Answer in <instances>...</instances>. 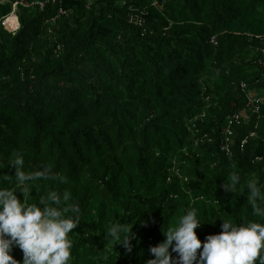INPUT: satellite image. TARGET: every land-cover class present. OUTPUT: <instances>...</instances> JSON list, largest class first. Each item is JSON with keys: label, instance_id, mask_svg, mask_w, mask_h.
Here are the masks:
<instances>
[{"label": "trees", "instance_id": "16d2710c", "mask_svg": "<svg viewBox=\"0 0 264 264\" xmlns=\"http://www.w3.org/2000/svg\"><path fill=\"white\" fill-rule=\"evenodd\" d=\"M44 1L0 0V23L15 3L19 23L15 35L0 27V187H20L17 154L27 173L48 169L24 199L56 192L79 205L73 232H86L71 239L70 264H104L113 222L133 234L113 264L154 258L149 247L190 209L201 241L222 219L264 222L248 191H264V104L246 107L264 90V0H62L50 33L59 4H34ZM131 8L147 9L146 32L127 22ZM242 112L227 156L225 120Z\"/></svg>", "mask_w": 264, "mask_h": 264}, {"label": "clouds", "instance_id": "9594fccd", "mask_svg": "<svg viewBox=\"0 0 264 264\" xmlns=\"http://www.w3.org/2000/svg\"><path fill=\"white\" fill-rule=\"evenodd\" d=\"M23 165V156L17 154L11 166L19 188L0 187V264H70L73 242L69 234L81 223V209L75 203L62 206L56 192L41 197L37 203H26L24 197H30L32 191L28 182L46 178L48 169L27 173ZM239 181L240 176L233 171L230 182L221 187L232 193ZM17 191L23 199L18 198ZM248 191L257 213L264 216L261 186L251 181ZM62 199L67 202L70 197L64 193ZM222 220L221 231L201 241L195 230L203 223L196 209L187 210L175 226L163 232L162 242L149 247L154 258L145 264H264V222L236 224ZM131 227L132 224L113 222L105 236L113 245L121 244L131 252ZM16 247L22 251V261L12 255Z\"/></svg>", "mask_w": 264, "mask_h": 264}, {"label": "built area", "instance_id": "2783aa9c", "mask_svg": "<svg viewBox=\"0 0 264 264\" xmlns=\"http://www.w3.org/2000/svg\"><path fill=\"white\" fill-rule=\"evenodd\" d=\"M49 3H53V4H59V8L57 11V14L55 16H53L51 19H49L48 21H46L49 24V33L53 30L52 27L55 26L56 21L58 18L62 17V16H67V11L63 10L60 7V4L62 3V0H45L44 2H36L34 4H36L40 10L44 9L45 5L49 4ZM157 3H153L152 6H156ZM90 6V4H89ZM88 7V6H87ZM148 15V11L147 9L143 8H131L129 10L128 16H127V22L131 25H134L135 27L141 28L143 30V32H146V16ZM14 18L15 20V26L13 27H9L7 24V21L9 20V17ZM0 27L3 28L4 30H6L7 32L15 35L16 32L19 30V25L17 22V17H16V3L13 4V9L11 14L4 18L2 20V22L0 23ZM210 42L214 45L217 44L216 38L212 37ZM60 49V46L57 47V50ZM242 89L244 88V85L241 86ZM247 104L246 107L248 109L251 110L252 113L254 114H258L260 112V104L258 102V100L253 99L252 97H247ZM246 114L244 113H237V114H233L230 117H227L225 120V124H224V128H223V132L220 138V144H219V150L221 152H223L225 155L227 156H231L232 155V150H231V140L232 137L234 135V125L238 122H240V120H243L244 118H246ZM255 134L252 133L250 135V137H253ZM246 143V140H244L242 142V145ZM261 160L260 158H256V161Z\"/></svg>", "mask_w": 264, "mask_h": 264}, {"label": "rangeland", "instance_id": "374dc122", "mask_svg": "<svg viewBox=\"0 0 264 264\" xmlns=\"http://www.w3.org/2000/svg\"><path fill=\"white\" fill-rule=\"evenodd\" d=\"M88 3L90 4L91 2L88 1ZM89 4H88L87 9H89L90 6H91V5L89 6ZM9 15H7L6 17H8ZM7 24H8V26H11V27L15 26V20H14V18H12V16L9 17V20L7 21ZM250 56L251 55H249V57ZM251 96H252L253 99L258 100V102H259L260 105H263L264 104V90L261 91V92L260 91L259 92H256V93L253 92V93H251ZM242 113L245 114V112H242ZM85 232L86 231H84V230L75 231V232H73V234L69 235L70 236V239H72V240H78L81 236H83L85 234ZM113 243L114 242L111 241L106 246L107 249H108V251H109V254L107 256H102V258L104 259V264H113V263H116V261L118 259H120L121 256L123 258V254L122 253H123V250L124 249L121 247V245H118V244L117 245L116 244L113 245ZM113 247H115V249H113ZM93 260L99 262V258L98 257H94Z\"/></svg>", "mask_w": 264, "mask_h": 264}]
</instances>
